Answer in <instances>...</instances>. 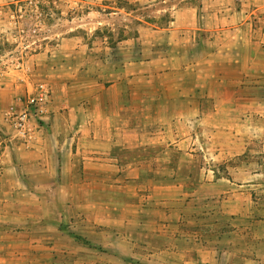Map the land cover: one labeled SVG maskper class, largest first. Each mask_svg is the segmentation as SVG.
<instances>
[{
    "label": "crops",
    "instance_id": "0c3cea01",
    "mask_svg": "<svg viewBox=\"0 0 264 264\" xmlns=\"http://www.w3.org/2000/svg\"><path fill=\"white\" fill-rule=\"evenodd\" d=\"M37 1L87 11L0 76V264H264V0Z\"/></svg>",
    "mask_w": 264,
    "mask_h": 264
},
{
    "label": "rangeland",
    "instance_id": "374dc122",
    "mask_svg": "<svg viewBox=\"0 0 264 264\" xmlns=\"http://www.w3.org/2000/svg\"><path fill=\"white\" fill-rule=\"evenodd\" d=\"M20 4L7 6L6 10L0 13V76L7 73L16 75L20 71L32 75V70L28 67V63H31L29 57L36 53L45 36L76 29L85 23L79 22L78 17L82 16L86 9L66 8L61 2L49 1L42 3L40 12H35L30 7L20 11ZM136 25L126 29L124 25L118 24L115 31L111 30L112 27L109 29L124 36L125 30H128L129 34H135ZM108 31L105 29L103 32ZM76 33L87 37L86 26L76 30ZM17 63H23V68H16Z\"/></svg>",
    "mask_w": 264,
    "mask_h": 264
},
{
    "label": "built area",
    "instance_id": "2783aa9c",
    "mask_svg": "<svg viewBox=\"0 0 264 264\" xmlns=\"http://www.w3.org/2000/svg\"><path fill=\"white\" fill-rule=\"evenodd\" d=\"M42 2L37 0H29L25 6H20V11L23 8L30 7L35 12H40ZM16 68H23V63H17ZM50 100L49 89L46 84L40 83L29 94L17 96L15 103L5 112L4 121L6 128L14 132V136L29 144L35 135L37 129L43 126V122L48 116V103ZM3 134V128L0 127ZM2 147L0 141V156ZM2 167L0 165V174Z\"/></svg>",
    "mask_w": 264,
    "mask_h": 264
}]
</instances>
